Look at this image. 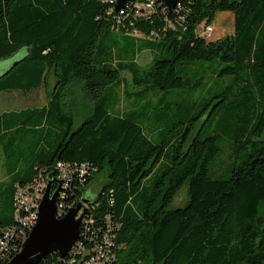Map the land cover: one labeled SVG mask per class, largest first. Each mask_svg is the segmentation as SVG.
Wrapping results in <instances>:
<instances>
[{
  "label": "trees",
  "instance_id": "obj_1",
  "mask_svg": "<svg viewBox=\"0 0 264 264\" xmlns=\"http://www.w3.org/2000/svg\"><path fill=\"white\" fill-rule=\"evenodd\" d=\"M147 1L117 14L115 0H0V60L24 58L0 78V93L48 92L44 106L0 113V227L21 226L18 187L49 183L64 162L75 167L66 204L88 199L94 178L108 174L84 216L89 235L110 216L122 243L112 264H264V0H180L171 12L160 0L149 12ZM219 11L234 13L235 31L208 40L198 28ZM144 51L153 55L147 69L137 61ZM210 62L215 90L192 102ZM75 86L88 103L78 127L68 103ZM184 88L194 91L188 102L149 108L151 92ZM185 184L188 202L171 208ZM29 231L0 250V264ZM69 259L51 253L40 264Z\"/></svg>",
  "mask_w": 264,
  "mask_h": 264
},
{
  "label": "rangeland",
  "instance_id": "obj_2",
  "mask_svg": "<svg viewBox=\"0 0 264 264\" xmlns=\"http://www.w3.org/2000/svg\"><path fill=\"white\" fill-rule=\"evenodd\" d=\"M212 27V32L209 36H206L208 40H217L220 38H224L227 35L233 34L235 31V15L232 11H219L215 15L212 22L209 24ZM16 58L21 57V53H18L15 55ZM15 57H10L7 59H1L0 60V75L6 71L13 63H14ZM153 55L149 51H144L141 54H139L137 61L143 68H149L152 65ZM203 62H196L194 67H200L203 65ZM208 65V72L207 79L203 83V85L197 90L196 94H194V99L192 102L195 101H201L203 98L207 97L211 91L215 90V86L217 85V82L219 81V78L215 77L212 68L213 66L217 65V63H207ZM122 77L124 78L125 82L131 81V74L127 71H124L122 73ZM216 82L214 83V81ZM229 78H226L225 81L227 82ZM47 90L42 88L38 91H34L32 93L24 94L22 92H5L0 93V113L3 111H8L12 109L20 110L27 107H41L44 106L48 102V94ZM153 97L150 99V107H154L158 104V101L160 99H167L170 101H183L188 102L191 98L194 91H191L189 89H176V90H170L168 92H163L161 90L153 91L151 92ZM69 109L70 111L75 115L76 117V126L78 127L82 120L84 119V116L87 113L88 110V103L86 102L83 91L80 90L78 86L74 87V94L72 97H70L69 100ZM129 106V103L127 101L121 102V104L118 106L117 111H124ZM151 119L155 120L154 113H150ZM145 115L144 113L140 116V120L143 121ZM205 117L202 118V120L199 123V126H197V129L199 127L203 128L205 127L202 125L204 123ZM157 123V122H156ZM155 125V124H154ZM146 131L148 133H151V128H146ZM170 134L172 139L176 138L177 132H171ZM152 136V135H151ZM153 137V136H152ZM156 141L157 138L153 137ZM1 156V152H0ZM158 169H155L154 175L150 177V179H147L144 181L143 185L148 186L153 182V180L156 178L158 174ZM7 176L3 167L2 159L0 158V181L6 180ZM108 174L106 171H103L99 173L94 180L92 181L90 188L88 189L86 195L88 199H95L96 196L101 191L103 185L107 182ZM188 185L185 184L180 189L177 197L171 204V208H176L185 205L188 202V193H187Z\"/></svg>",
  "mask_w": 264,
  "mask_h": 264
},
{
  "label": "built area",
  "instance_id": "obj_3",
  "mask_svg": "<svg viewBox=\"0 0 264 264\" xmlns=\"http://www.w3.org/2000/svg\"><path fill=\"white\" fill-rule=\"evenodd\" d=\"M154 2L155 0H148L142 5V7L144 9H147V11L152 12L154 8ZM125 9H123L120 13H124ZM198 30L203 36H209L212 32V27L209 24H202L199 26ZM74 170L75 167H73V165L69 163L59 162L57 169L58 174L54 177L49 176V182L53 179L62 181L58 201V207L59 209H61V215L66 214L71 207L77 205L66 204L64 201L67 195L66 192L71 186V178L74 176ZM86 170L87 165L81 164L80 173L83 174L86 172ZM42 176L48 175H45L43 173ZM40 178L42 177H39L32 185L18 187L15 202L16 219L21 226L20 228L15 226L0 227V250L6 249L12 240H18V237L25 236V232L28 231V226L36 225V223H33L34 211H39V207L43 200L40 199V189L48 187V185H40ZM56 185L57 184L54 185V189ZM87 204L89 203L84 202V207L80 211L79 215L82 214L83 211L86 212ZM107 219L108 223L104 227V229L94 232L92 235H89L88 233L90 232V225L92 224V220L91 218H85L84 216L82 221V224L84 225L82 237L88 238L91 241V247L89 249H86L85 242L77 241L69 251L70 259L67 264H112L116 260L117 253L122 248V243L116 241V234L111 230L112 226L110 216H108ZM82 254H84L82 259H78L77 257Z\"/></svg>",
  "mask_w": 264,
  "mask_h": 264
},
{
  "label": "water",
  "instance_id": "obj_4",
  "mask_svg": "<svg viewBox=\"0 0 264 264\" xmlns=\"http://www.w3.org/2000/svg\"><path fill=\"white\" fill-rule=\"evenodd\" d=\"M131 0H116L115 13H120L127 7ZM180 0H161L162 5L171 12ZM15 57L14 63L1 75L16 66L22 59ZM18 59V60H17ZM58 187L54 189V185ZM62 181L53 179L49 182L43 200L39 207V215L36 225L30 231L20 251L6 264H39L49 254L57 253L59 257H65L80 237V230L85 211L79 215L84 207L80 202L71 207L64 215L59 214L58 201ZM84 202H89L85 199Z\"/></svg>",
  "mask_w": 264,
  "mask_h": 264
},
{
  "label": "bare ground",
  "instance_id": "obj_5",
  "mask_svg": "<svg viewBox=\"0 0 264 264\" xmlns=\"http://www.w3.org/2000/svg\"><path fill=\"white\" fill-rule=\"evenodd\" d=\"M115 1H116V0H115ZM48 184H49L48 182H43V183H41L40 185H48ZM46 189H47V188H42V189H40V199H43ZM58 211H59V214H61V209H59V207H58ZM38 215H39V211H35L34 216H33V223H37ZM34 226H35V225H30V226H29L30 231L33 229ZM30 231H29V233H30ZM28 235H29V234H28ZM27 237H28V236H27ZM79 238H80V237H79ZM25 240H26V239H25ZM78 240H79V239H78ZM78 240H77V241H78Z\"/></svg>",
  "mask_w": 264,
  "mask_h": 264
}]
</instances>
